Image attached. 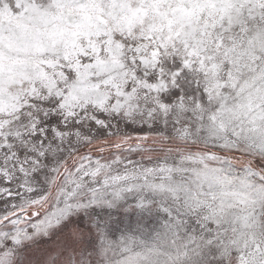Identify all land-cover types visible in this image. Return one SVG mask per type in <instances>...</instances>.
Segmentation results:
<instances>
[{"label":"snow or ice","instance_id":"snow-or-ice-1","mask_svg":"<svg viewBox=\"0 0 264 264\" xmlns=\"http://www.w3.org/2000/svg\"><path fill=\"white\" fill-rule=\"evenodd\" d=\"M0 264H264V0H0Z\"/></svg>","mask_w":264,"mask_h":264}]
</instances>
